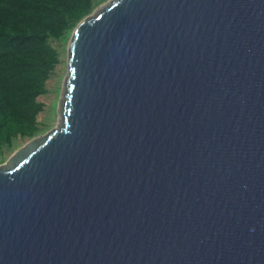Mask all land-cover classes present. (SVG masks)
Segmentation results:
<instances>
[{
    "label": "water",
    "instance_id": "water-1",
    "mask_svg": "<svg viewBox=\"0 0 264 264\" xmlns=\"http://www.w3.org/2000/svg\"><path fill=\"white\" fill-rule=\"evenodd\" d=\"M68 67L0 166V264H264V0H110Z\"/></svg>",
    "mask_w": 264,
    "mask_h": 264
},
{
    "label": "trees",
    "instance_id": "trees-1",
    "mask_svg": "<svg viewBox=\"0 0 264 264\" xmlns=\"http://www.w3.org/2000/svg\"><path fill=\"white\" fill-rule=\"evenodd\" d=\"M104 0H0V164L17 140L44 131L39 98L59 63L52 40H68Z\"/></svg>",
    "mask_w": 264,
    "mask_h": 264
},
{
    "label": "rangeland",
    "instance_id": "rangeland-1",
    "mask_svg": "<svg viewBox=\"0 0 264 264\" xmlns=\"http://www.w3.org/2000/svg\"><path fill=\"white\" fill-rule=\"evenodd\" d=\"M110 0H104L95 10L97 13L101 10ZM72 35V34H71ZM71 35L68 40H52L51 45L57 50L59 63L55 70L52 72L46 84L47 92L39 98V101L44 104V111L38 117L40 126L44 131L32 139L17 140L14 142L13 147L6 150V158L3 164L11 161L15 153L24 149L31 140L41 138L60 125V119L63 114V102L66 95V79L69 75L68 57Z\"/></svg>",
    "mask_w": 264,
    "mask_h": 264
},
{
    "label": "bare ground",
    "instance_id": "bare-ground-1",
    "mask_svg": "<svg viewBox=\"0 0 264 264\" xmlns=\"http://www.w3.org/2000/svg\"><path fill=\"white\" fill-rule=\"evenodd\" d=\"M63 122V116H62V118L60 119V124Z\"/></svg>",
    "mask_w": 264,
    "mask_h": 264
}]
</instances>
